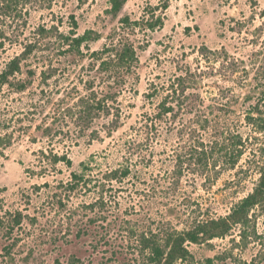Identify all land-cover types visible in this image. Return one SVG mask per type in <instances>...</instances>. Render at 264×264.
<instances>
[{"label":"rangeland","instance_id":"obj_1","mask_svg":"<svg viewBox=\"0 0 264 264\" xmlns=\"http://www.w3.org/2000/svg\"><path fill=\"white\" fill-rule=\"evenodd\" d=\"M111 10L0 0V75L21 67L0 89V264H147L144 237L226 218L259 183L264 0ZM124 45L138 61L117 79L103 51ZM188 250L179 264H264V203Z\"/></svg>","mask_w":264,"mask_h":264},{"label":"trees","instance_id":"obj_2","mask_svg":"<svg viewBox=\"0 0 264 264\" xmlns=\"http://www.w3.org/2000/svg\"><path fill=\"white\" fill-rule=\"evenodd\" d=\"M125 2L126 0H112L111 12L118 15L122 11ZM92 34V32H89L81 39L75 40L77 43L73 44L74 47L81 45L82 41H92ZM109 49L110 48H106L103 53L107 54L114 52L117 59L114 57L113 59L111 58V61L103 62L106 72L110 71L113 77L117 79L129 76L133 72L136 62L138 61L134 48L129 45H124L121 51ZM31 51L32 50H29V52ZM19 71H21L20 60H13L8 69L0 75V89L9 83L10 78ZM105 108L106 107H101L100 110H105ZM95 113L94 106L87 104L81 119L88 121ZM205 157L206 155L204 154L200 158L202 164H208ZM127 173L129 174L128 171ZM74 175L77 180L83 179V177L77 174ZM117 175L118 172L113 173V176ZM124 176H126V173H124ZM263 203L264 169L261 172L259 183L254 192L236 205L228 217L197 223L191 230L169 232L162 239H159L156 235L152 238L144 237L141 242L146 251L145 258L147 259V264H179L185 261L190 255L188 250V245L190 243L200 244L225 237L232 230L234 225L246 223L249 220L252 210L263 205Z\"/></svg>","mask_w":264,"mask_h":264}]
</instances>
